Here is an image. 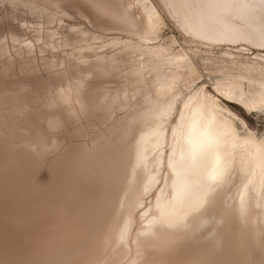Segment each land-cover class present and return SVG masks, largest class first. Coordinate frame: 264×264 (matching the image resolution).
<instances>
[{"label":"bare ground","instance_id":"6f19581e","mask_svg":"<svg viewBox=\"0 0 264 264\" xmlns=\"http://www.w3.org/2000/svg\"><path fill=\"white\" fill-rule=\"evenodd\" d=\"M83 1L139 34L124 55L82 54L79 76L48 93L51 115L94 128L76 150L38 139L23 91L0 92V264H264V134L238 114L264 116V0H170L182 50L158 43L155 0ZM39 43L0 40V60ZM91 68L126 78L96 105L102 132Z\"/></svg>","mask_w":264,"mask_h":264},{"label":"rangeland","instance_id":"374dc122","mask_svg":"<svg viewBox=\"0 0 264 264\" xmlns=\"http://www.w3.org/2000/svg\"><path fill=\"white\" fill-rule=\"evenodd\" d=\"M155 1L161 7L167 21L166 28L163 27L159 32L158 43L167 47L174 46L177 50L191 48V45L189 47L185 44L187 42L182 38V26L167 5L170 0ZM60 11L61 13L51 11L54 18L52 20L43 13L41 0H0L1 41H5L12 47V40L20 43L35 41L36 38L41 40L32 55L19 56L12 49L6 58L0 60V92L23 91L24 104L32 111L30 119L38 139L50 144L56 138L65 149L76 150L79 146H83L84 142L90 143L92 138L90 131L93 126L85 128L82 127L81 121L74 123L64 107H59L51 115L46 107V102L49 101L48 93L55 92L60 84L64 85L79 76L78 65L82 54L92 63L96 60L97 54L103 58H109L114 54L120 55V53L124 55L127 37L137 36L139 33L125 27L121 30L119 28L121 25L117 21L98 12L83 0H64L60 3ZM53 33L55 39L52 45L53 41L50 42L49 36ZM141 34H145V31L142 30ZM113 43L115 45L112 46ZM97 46L103 49L95 52ZM228 50L234 52L236 49L230 47ZM204 52L205 50L201 51V53ZM261 53L264 54V50ZM256 54V50L249 51V55L255 56ZM123 63V59H118V66L121 70H123ZM82 71L85 74L88 71L94 74L88 84L86 101L90 106L88 114L91 121L93 120L95 130L102 132L104 131L102 119L105 115L104 112L95 113L96 105L101 102L107 89L122 91L126 78H121L109 70L103 73L93 68ZM238 114L247 121L251 128L264 134V116L257 112L245 115L238 111ZM51 117L56 119L57 124L62 128L51 130L48 125ZM39 179L44 185L49 182L50 175L47 170L40 174ZM147 199L151 200L149 197H146V201Z\"/></svg>","mask_w":264,"mask_h":264}]
</instances>
